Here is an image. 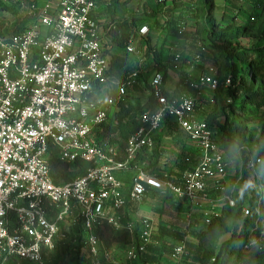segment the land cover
<instances>
[{
	"label": "built area",
	"instance_id": "2783aa9c",
	"mask_svg": "<svg viewBox=\"0 0 264 264\" xmlns=\"http://www.w3.org/2000/svg\"><path fill=\"white\" fill-rule=\"evenodd\" d=\"M97 2L47 0L20 34L0 30V264L13 260L64 264L67 256L63 252L69 248L60 226L73 219L85 230L81 249L91 264H121L114 259L113 248H105L96 235L101 221L127 234L124 258L128 264H140L155 229L150 220L140 216L125 220L127 209L141 205L149 190L186 205L189 220L209 202L206 192L210 181L212 191L223 195V206L235 208L232 191L226 194L230 187L227 182L233 176L238 183L244 168L253 188L247 197L255 201L252 207L246 204L241 210L239 230L252 212L253 219L234 246L247 256L264 249L263 157L245 144L236 149V155L239 158L244 153L246 161L239 158L233 166L213 142L205 121L196 117L199 94L204 89H217L213 68L188 81L196 97L165 96L160 89L162 75L156 74L152 79L156 107L141 115L140 127L129 138L123 155L116 145L97 141L96 132L115 111L114 100L107 96L112 83L107 77L108 45L101 38V26L91 17ZM149 32L147 25L142 26L140 38H133L135 44L131 42L126 53L135 56L136 45ZM136 76L137 72L118 87L120 96ZM165 120L181 130L199 151L197 162L184 159L187 169L179 184L164 174L151 176L131 166L143 149L154 147ZM51 147L58 149L63 163L84 160L88 165L85 173L68 183L55 184L49 174ZM120 173L131 175L128 186L117 177ZM200 213L205 225L219 215L213 209ZM191 224H187L189 229ZM185 243L173 249V264H181L186 258Z\"/></svg>",
	"mask_w": 264,
	"mask_h": 264
},
{
	"label": "trees",
	"instance_id": "16d2710c",
	"mask_svg": "<svg viewBox=\"0 0 264 264\" xmlns=\"http://www.w3.org/2000/svg\"><path fill=\"white\" fill-rule=\"evenodd\" d=\"M33 1L29 0V2ZM176 1L174 0V2ZM188 1L198 5V9H193L197 13L196 19L202 18V22L197 20L194 29H189L190 31L179 24L158 23L156 12L145 13L141 16L133 14L123 16L121 14L124 11V1L110 0L111 8L109 13L112 19L106 26V31L110 35V44L105 54L109 56L107 77L112 81L111 89L107 92V96L114 100L115 111L112 117L102 125V129L96 132V138L98 142L116 145L120 155L124 154L129 138L140 127L139 120L141 115L156 107L154 99L155 89L152 86V79L156 74L162 75L160 89L165 96L181 97L176 91H170L166 88V82L169 80V70H176L178 66L180 69L186 61L183 57L184 53L180 51L173 53L167 48V38L172 35L178 40L185 39L187 56L201 65L204 71L208 68L215 70V78L218 81L217 89L214 91L217 111L207 114L202 119L211 131L212 140L218 149L237 166L239 158L242 161H246L244 153H241L239 158L236 155V149L246 144L243 138L244 135H240L238 132L239 128L243 127L244 122H240L235 118L225 117V112L229 109L232 113L250 115L254 108L264 107V101L263 103L260 102L264 93L255 89L257 82H264V19L259 25L255 26L256 18L251 17L248 19V24L243 25L238 23L236 17L233 16L224 24V22L216 21L215 19L214 0ZM18 10L19 8L16 6L11 4L6 6L0 0L1 31L6 21H8L4 16L5 12L10 18L14 19L11 27L5 31L7 34H20L32 21L31 14H27L26 11L19 12L20 10ZM114 16H118L120 19L115 21L113 20ZM146 24L150 32L142 38V44L145 48L143 63L139 64L134 55L126 53L125 48L131 44L139 29ZM151 32L159 34L154 37ZM152 38L155 39L153 40ZM161 38L162 40H160ZM136 72L137 76L133 79V83L126 88L124 95L120 96L118 87L125 85ZM226 80L230 81L229 85H226ZM186 86L188 87V82H186ZM169 126L174 125L165 120L162 126L163 129L169 128ZM114 135L119 137L120 144L111 138ZM157 136L154 147L143 149L132 162V169H142L147 175L157 177H161L164 174L167 179L179 184L181 180L171 169L165 171L167 173L157 174L160 171L159 169H165L161 165L165 166L167 161L159 163L162 150L160 149ZM263 136L264 134L262 133ZM256 148L259 149V155L264 159V147H261L259 140ZM179 152L177 160L173 162L174 167L183 173L187 169L184 163V159L187 156L182 158L183 153L180 150ZM87 168L88 165L82 159H77L72 164L63 163L58 158V149L51 147L49 153V174L55 184L68 183L74 178L83 175ZM260 170L263 172L260 186L264 196V161L260 166ZM248 185H251V182L244 168L242 179L237 183L234 178L230 187L231 196L235 200V208L223 206L220 214L214 215L209 225H205L204 216H200L198 220L192 223L188 234L194 238L195 244L186 243V258L181 264H264V249L249 256H239L234 253L235 242L238 240L239 235L243 234V231L251 225L253 219V212L251 211V215L243 222V229L239 230L241 210L246 204L252 207L255 201L254 197H247L253 190L252 185L251 187H248ZM240 191L241 193L239 194ZM227 192L229 191H226V194ZM60 228L66 234L68 240L67 248H69V250L66 249L63 252L67 256L64 264H91L85 254H82L81 248L86 240V233L80 222L75 219L66 220V223L61 224ZM229 228L231 229L230 239L220 248L218 254L211 258L207 251L209 240L215 234L224 235ZM96 235L105 248H111L116 244L124 245L129 242L125 232L114 231L104 221H101L98 225ZM152 245L147 248L139 263L165 264V261L162 260V250H157L161 248ZM212 259L215 262H211ZM10 264L27 263L13 260Z\"/></svg>",
	"mask_w": 264,
	"mask_h": 264
},
{
	"label": "rangeland",
	"instance_id": "374dc122",
	"mask_svg": "<svg viewBox=\"0 0 264 264\" xmlns=\"http://www.w3.org/2000/svg\"><path fill=\"white\" fill-rule=\"evenodd\" d=\"M43 2V0H41ZM108 1V0H106ZM123 9L121 15L123 16H129L130 14L141 16L145 13H157L156 19L158 20V23L165 24L171 23V24H179L183 28L193 30L194 25L197 20H200L202 22V18L199 17L196 19L197 13L193 11L194 8L198 9V5L192 4L188 0H177L174 2V0H123ZM215 4V19L216 21H221L226 24L232 18L233 16L236 17V21L241 24H248V19L251 17L256 18L255 26L259 25L263 19H264V0H245L244 2H238L237 0H214ZM192 7V8H191ZM31 19L33 20V15L31 14ZM221 17L224 18V20L221 19ZM188 30V31H190ZM193 33V32H191ZM154 36V35H153ZM155 37V36H154ZM154 40V38H153ZM162 40V38L160 39ZM185 40V39H183ZM169 44V43H167ZM197 68V67H196ZM200 69L198 68L196 71V75L191 76V80H196L199 78ZM255 89H258L259 92L264 93V82H257ZM196 95V94H195ZM199 106L196 111V117L197 119H202L207 114H212L216 110L214 100V92L209 89H204V91L201 93V95L198 97ZM264 96L261 98L260 102L263 103ZM203 113V114H202ZM225 117L229 118H235L238 119L240 122L243 123V127L239 128V134L244 135L243 138L246 141V145L249 147V149L259 154V149L256 148V144L261 142V147H264V136L262 137V133L264 134V107L261 108H254L252 110V114L250 115H241L238 113H232L231 110H227L225 112ZM221 118L223 120V117L221 115ZM263 128V129H262ZM113 140L117 141L120 144V139L117 135L113 136ZM257 142V143H256ZM168 154H172V151H168ZM170 156H167V159H169ZM169 161V162H168ZM166 161V165L161 167L164 168H170L172 165V162L170 160ZM234 166V164H233ZM159 167V168H161ZM160 171L157 174L164 173L165 170L163 168L159 169ZM167 173V172H165ZM231 175H233L231 173ZM233 177L229 176V180H231L230 187L233 184L232 181ZM130 180V179H128ZM229 187V188H230ZM231 188L229 189V191ZM230 192H228L229 194ZM208 201L207 203L202 204V209L196 211L193 213V219L192 221H196L199 219L200 216H203L200 211H212V209L216 212V214H220L221 209L223 208V201L221 194H215L214 191L209 193V190L207 188L206 192ZM212 202V203H211ZM178 207L180 209V212L183 214L182 220L185 222H188L187 212H186V205L184 204H176L173 203L166 198H156L151 201L145 207V214L146 217L154 223L157 228L159 227V224L161 221H164L167 226L174 227L175 225L174 220L177 219V216H179V213H176ZM163 223V222H162ZM187 230V229H186ZM231 235V229H227V232L224 235L215 234L211 240H209L208 243V252L212 257H215L220 248L224 246L228 240L230 239ZM243 239H241L242 241ZM174 241H170L169 245H173ZM122 248L118 250L119 255L121 254ZM234 253L236 255H243L247 256L246 254H243L238 247L236 246L234 248ZM168 261V262H167ZM170 264L169 260L165 259V264Z\"/></svg>",
	"mask_w": 264,
	"mask_h": 264
},
{
	"label": "crops",
	"instance_id": "0c3cea01",
	"mask_svg": "<svg viewBox=\"0 0 264 264\" xmlns=\"http://www.w3.org/2000/svg\"><path fill=\"white\" fill-rule=\"evenodd\" d=\"M1 2H2V0H1ZM46 2H47V0H43V2L41 0H34L33 2H29V0H21L19 2L14 1V0H7V3L6 4L3 3V4L6 6H8L10 4L14 5L17 8H19V10H20V11L18 10L19 12L26 11L27 14H32L33 19H35L40 14L41 9ZM110 8H111L110 0H108V1L98 0L96 10L91 14V17L93 18V20H95L101 26L100 35H101L102 40L105 43H107V45L110 44V35L106 31V26L109 23V21H111V19H112L110 17V13H109ZM4 16L8 21H6L5 26H4L2 31L4 33H6L5 31L8 30L9 27H11V24L14 21V19L10 18V16L8 14H6V12L4 13ZM119 19H120V17H118V16L113 17V20H115V21H117ZM221 19L224 20L223 17H221ZM186 30H189V29H186ZM158 34L159 33H157V32H151V35H154L155 37L158 36ZM160 35L163 36V34H161V33H160ZM133 38H135V41H136L140 37H139L138 33H136V36ZM135 41H131V42H134V44H135ZM142 43L143 42L141 40V42L136 45L137 46V54L135 55V57L137 58L139 64L143 63V54H144L145 46ZM167 43H169V44H167V48L170 50V52L174 53L176 51L177 52L180 51V52L184 53L183 57L186 59V61L184 62L183 66L180 69L178 66L176 68V70H169V72H168L169 80L166 82V88L169 89L170 91H176L177 94H179L181 96L196 97L197 94L186 86V82H188V80L191 79L192 75H194V76L196 75V71L198 68L200 69L199 70L200 71L199 76L204 74L203 67L201 65H199L198 63H196L195 61H192L191 58H189L187 56V54L185 52V49L187 46H186V42L184 40H178L177 38H175L171 35L167 38ZM108 48H109V46H108ZM200 95L201 94H199V96ZM157 139L159 140L160 149L162 150V153H161L162 156L159 160V163H162L166 160L167 161L170 160V162H172V165L170 166V168L168 167V168H165L164 170L169 171L171 169L172 172L176 176H178L179 179L181 180L182 174L184 173L185 170L183 171V173H181V171H178V168L174 167L173 161L177 160L176 158L178 157V153H180L179 152V150H180L183 153L182 158L184 156H187V157L191 158L194 162H197V160H199V157H200L198 147L196 146L195 143L190 142L187 139V137L184 135V133L181 130H179L176 126H171V127L169 126V128H164V129L162 127V129L158 133ZM170 150L172 151V154L167 155V152ZM167 156H170V158L167 159ZM117 176L124 183L125 186H128V183L130 181L128 179H130V177H131L130 174L120 173V174H117ZM232 181H233V179H232ZM227 183L230 184L231 180L228 179ZM212 187H213V183H212V181H210L208 183L209 193L212 192ZM229 189L230 188L228 187L227 190L229 191ZM159 197L166 198V196H164L162 194L148 191V193L144 196V200H143L141 205L131 206L129 209L126 210L125 220H127V221L135 220V219H137V216L148 219L146 217V214H145V207H147V205L149 203H151L152 200L159 198ZM166 199L173 202V203H176L175 201H173L169 198H166ZM176 204H178V203H176ZM176 208H177V209H175L177 211L176 213L180 212V209L178 207H176ZM186 212H188L187 209H186ZM182 217H183V214L180 212L179 216H177V219L174 220V223H175V225H173L174 227H169L166 225V223H164V221H161L160 223H158L159 224L158 228H157V226L154 225L152 220L148 219L152 222L154 229H155L153 237H152L151 245L153 244V245L159 246V248H161V249H157V250H160V251L162 250L161 251V254H163L162 260H164V261H165V259L169 260L171 264L173 263L171 258H170L171 253L175 247H177L179 244L182 243V241L185 240L186 243L188 242V243H194L195 244L194 238L188 234L191 227H190V229L187 227L188 222L194 223V221H192V220L195 219V217H193V215H191L188 222L183 221ZM171 240L174 242L172 243L173 245L170 246L169 242ZM186 243H185V245H186ZM112 248H113L114 259L121 262V264H128L127 260L124 258L123 244L122 245L116 244V245L112 246ZM120 248H122V250L120 251L121 254L119 255L118 250Z\"/></svg>",
	"mask_w": 264,
	"mask_h": 264
},
{
	"label": "clouds",
	"instance_id": "9594fccd",
	"mask_svg": "<svg viewBox=\"0 0 264 264\" xmlns=\"http://www.w3.org/2000/svg\"><path fill=\"white\" fill-rule=\"evenodd\" d=\"M248 187H251V185H248Z\"/></svg>",
	"mask_w": 264,
	"mask_h": 264
}]
</instances>
